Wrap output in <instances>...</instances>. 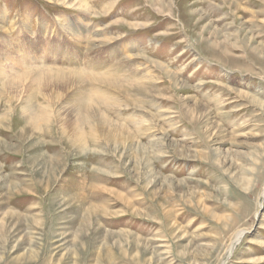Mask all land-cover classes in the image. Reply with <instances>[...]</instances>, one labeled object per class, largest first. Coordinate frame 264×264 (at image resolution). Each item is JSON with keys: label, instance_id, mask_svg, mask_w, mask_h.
<instances>
[{"label": "rangeland", "instance_id": "374dc122", "mask_svg": "<svg viewBox=\"0 0 264 264\" xmlns=\"http://www.w3.org/2000/svg\"><path fill=\"white\" fill-rule=\"evenodd\" d=\"M1 73L0 264H264V0H0Z\"/></svg>", "mask_w": 264, "mask_h": 264}, {"label": "bare ground", "instance_id": "6f19581e", "mask_svg": "<svg viewBox=\"0 0 264 264\" xmlns=\"http://www.w3.org/2000/svg\"><path fill=\"white\" fill-rule=\"evenodd\" d=\"M82 1V0H81ZM80 2V1H79ZM81 3V2H80ZM84 3V2H83ZM85 7H86V5H85ZM71 34V33H70ZM101 35V34H100ZM99 35V36H100ZM93 36V35H92ZM98 36V37H99ZM99 40V39H98ZM78 41H80L79 42V45H81V46H83L82 45V39H80V40H78ZM92 42H93V39H91L90 41H89V44H87V46H89V47H91V45H92ZM94 45V44H93ZM88 50V49H87ZM17 64V63H16ZM158 67H160V66H158ZM6 71V70H5ZM169 74V73H168ZM14 75V74H13ZM13 75H9V74H5V73H1L0 74V79L1 80H3V85L5 86V85H7L8 84V86H12L13 84L12 83H14L15 84V80L18 82V83H20V84H22L23 85V83H25V79L27 78V76H17L16 77V79H14L15 77H13ZM94 75V74H93ZM96 75V74H95ZM104 75V74H103ZM68 76V75H67ZM98 76V77H97ZM100 75H96V76H94L93 77V80L94 81H109V79H106V78H104V76L102 77V76H100ZM8 77H10V79H7ZM57 77V76H56ZM65 77V75L63 76V78ZM74 77V76H73ZM76 77V76H75ZM74 77V78H75ZM79 77V76H78ZM82 77H84V76H82ZM62 78V79H63ZM68 78V77H67ZM77 78V77H76ZM81 78V77H80ZM87 78H89V77H87ZM59 79V78H58ZM113 79V78H112ZM55 80V79H54ZM59 80H61V79H59ZM67 79H65V81H66ZM72 80H73V78H72ZM72 80H70V81H72ZM80 80V79H79ZM87 80H91V78H89V79H87ZM92 80V81H93ZM13 81V82H12ZM57 81V80H56ZM61 81H63V80H61ZM61 81H59V84H60V82ZM74 81H75V79H74ZM110 81H111V79H110ZM12 82V83H11ZM47 82V81H46ZM58 82V81H57ZM67 82V81H66ZM66 82H65V84H66ZM79 82V81H78ZM128 82V81H127ZM40 82H38V84H39ZM49 83V82H48ZM63 83V82H62ZM68 83V82H67ZM72 83V82H71ZM113 83H114V81H113ZM116 83V82H115ZM114 83V84H115ZM64 84V85H65ZM69 84V83H68ZM98 84H100V83H98ZM111 84V83H110ZM43 85V84H42ZM50 85H51V83H50ZM58 85V84H57ZM56 85V86H57ZM105 85H107V84H105ZM118 85V84H117ZM117 85H115V86H117ZM3 86V87H4ZM19 86V85H18ZM18 86H15V89L14 90H16V87H18ZM41 86V85H40ZM46 86V85H45ZM55 86V85H54ZM63 86V85H62ZM70 86H72V84L70 85ZM76 86V85H75ZM85 86V85H84ZM13 87H14V85H13ZM30 87V86H29ZM6 88V87H5ZM23 88H24V85H23ZM23 88H21L20 90H22ZM76 88V87H75ZM109 88H110V86H109ZM67 90H68V88H66ZM81 89V88H80ZM13 90V89H12ZM124 90V89H123ZM131 90V89H130ZM23 91V90H22ZM83 91V90H82ZM86 91V90H85ZM8 92H10V91H8ZM8 92H6V93H8ZM13 92V91H12ZM11 92V93H12ZM39 92V91H38ZM54 92V91H53ZM88 92V91H87ZM14 93V92H13ZM84 93V92H83ZM98 93V92H97ZM9 94V93H8ZM93 94V93H92ZM126 94H128V93H126ZM13 95V94H12ZM17 95V94H16ZM56 95V94H55ZM87 95V94H86ZM125 95V94H124ZM132 95V94H131ZM131 95H130V97H131ZM11 96V95H10ZM107 96V95H106ZM7 97V96H6ZM93 97H94V95H93ZM100 98L102 97V96H99ZM89 98V97H88ZM92 98V97H91ZM98 98V97H97ZM105 98V97H104ZM103 98V99H104ZM128 98H129V96H128ZM83 99V98H82ZM81 99V100H82ZM87 99V98H86ZM93 99V98H92ZM102 99V98H101ZM30 100V99H29ZM46 100V99H45ZM136 100V99H135ZM8 101V100H7ZM14 101V100H13ZM15 101H16V99H15ZM24 101V100H23ZM49 101V100H48ZM93 101V100H92ZM110 101V100H109ZM112 101V100H111ZM11 102V101H10ZM84 102H85V98H84ZM88 102V101H87ZM91 102V101H90ZM95 102V101H94ZM103 102H105V101H103ZM138 102V101H137ZM86 103V102H85ZM85 103H83V105L85 104ZM99 103H101V102H98V104ZM31 104V103H30ZM30 104H28V105H30ZM53 104V103H52ZM104 104V103H103ZM23 105V104H22ZM33 105V104H32ZM74 105H76V104H74ZM114 105V104H113ZM24 106V105H23ZM22 106V107H23ZM42 106V105H41ZM88 106H90V105H88ZM38 107V106H37ZM78 107V106H77ZM91 107V106H90ZM89 107V109H91ZM93 107V106H92ZM108 107H110V106H108ZM107 107V108H108ZM10 108V107H9ZM84 108V111L86 110L85 109V107H83ZM95 108V107H94ZM99 108V107H98ZM97 109V108H96ZM76 110V109H75ZM7 111V110H6ZM32 111H35V110H32ZM31 111V113L33 114V112ZM74 111V110H73ZM22 115L24 116V118H25V109H23L22 110ZM85 113H87V112H85ZM99 113V112H98ZM17 114H19V113H17ZM30 114V113H29ZM76 114V113H75ZM81 114V113H80ZM10 115V114H9ZM60 115V114H59ZM77 115V114H76ZM89 115V114H88ZM95 115H98L97 113L95 114ZM27 116H31V114L30 115H28V113H27ZM55 116V115H54ZM83 116V115H82ZM100 116V115H99ZM34 117H36V118H29L28 117V119L30 120V122H31V127L32 126H34V128L38 125V121H39V119H41V121H44V120H46V121H44V122H49L50 121V118H53V112L52 111H50V110H47V109H44L43 111H37L36 110V114H35V116ZM6 118V117H5ZM20 118V117H19ZM83 118H86V116L85 117H83ZM27 119V120H28ZM37 119H38V121H37ZM104 120V119H103ZM40 122V121H39ZM103 122V121H102ZM30 124V123H29ZM122 127V126H121ZM124 127V126H123ZM119 136V135H118ZM120 137V136H119ZM264 195V194H263ZM258 207H259V201H258ZM257 208V207H256ZM243 232H244V230H240V231H238L237 233H236V235L234 236V239H233V241L231 242V244L228 246V249H227V253L229 254V252L231 251V248L233 247V245L234 244H237V242L243 237ZM222 264H225L224 262L222 263Z\"/></svg>", "mask_w": 264, "mask_h": 264}]
</instances>
